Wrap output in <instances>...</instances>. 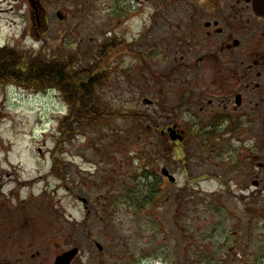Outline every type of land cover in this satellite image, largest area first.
I'll list each match as a JSON object with an SVG mask.
<instances>
[{
    "label": "rangeland",
    "instance_id": "rangeland-1",
    "mask_svg": "<svg viewBox=\"0 0 264 264\" xmlns=\"http://www.w3.org/2000/svg\"><path fill=\"white\" fill-rule=\"evenodd\" d=\"M161 1L0 0V47L97 70L102 83L92 100L109 114L103 122L85 123L72 142L57 148L60 122L69 112L62 94L0 85V203L12 193L6 208L12 199L27 201L18 207L22 214L32 209L29 202L39 205L43 263L77 249L72 264H264V221L222 194L215 180L227 159L237 157L235 150L199 169L192 118L178 120L192 125L182 152L156 131L177 105L178 88L170 90L176 85L164 78L160 63L135 53L133 42ZM160 31L161 25L150 34ZM142 47L147 51L146 36ZM148 114L157 124L143 116ZM204 171L211 180L200 184ZM150 190L154 197L147 203Z\"/></svg>",
    "mask_w": 264,
    "mask_h": 264
},
{
    "label": "flooded vegetation",
    "instance_id": "flooded-vegetation-1",
    "mask_svg": "<svg viewBox=\"0 0 264 264\" xmlns=\"http://www.w3.org/2000/svg\"><path fill=\"white\" fill-rule=\"evenodd\" d=\"M156 3L149 28L133 42L135 53L160 63L164 78L176 85L170 90L178 88L177 105L156 131L182 152L192 125L180 126L178 120L192 118L199 130L193 133L199 144L194 157L199 169L235 150L231 153L237 157L227 159L222 178L215 180L224 187L222 194L240 201L256 221H264V0ZM160 25L161 31L151 36ZM145 36L147 51L137 48ZM144 64L150 68L149 62ZM175 76L179 80H172ZM143 116L157 120L154 114ZM203 142L208 145L206 157ZM223 160L224 155L220 162L224 165ZM218 166L216 161L214 168ZM197 179L200 184L211 180L206 171ZM11 194L0 203V264H54L57 258L54 263L41 258L40 216L35 214L39 205L29 202L32 209L22 214L18 207L27 201L12 199V208H6Z\"/></svg>",
    "mask_w": 264,
    "mask_h": 264
},
{
    "label": "trees",
    "instance_id": "trees-1",
    "mask_svg": "<svg viewBox=\"0 0 264 264\" xmlns=\"http://www.w3.org/2000/svg\"><path fill=\"white\" fill-rule=\"evenodd\" d=\"M74 64L73 60H66L63 63L34 57L29 59L20 56L14 50L0 49V85L13 83L24 88L55 89L64 97L69 112L60 122L57 148L72 142L85 127V123L103 122L104 119L109 118L108 112L99 110L98 103L92 100L94 89L97 88L98 83L100 85L102 83L101 74L93 68L75 70ZM135 117L140 118L139 115ZM150 122L157 124L156 120ZM61 164L62 161L58 159L54 161V172L60 178ZM147 197V203L151 202L154 192L151 191Z\"/></svg>",
    "mask_w": 264,
    "mask_h": 264
},
{
    "label": "water",
    "instance_id": "water-1",
    "mask_svg": "<svg viewBox=\"0 0 264 264\" xmlns=\"http://www.w3.org/2000/svg\"><path fill=\"white\" fill-rule=\"evenodd\" d=\"M58 16L61 17L60 14H58ZM162 174L163 176L167 177L171 183L175 182V178L171 176L166 169L162 170ZM98 248H100L101 250V247L99 245H98ZM78 254H79V251L77 249L72 250L71 252L65 253L57 258L56 264H71L74 258Z\"/></svg>",
    "mask_w": 264,
    "mask_h": 264
},
{
    "label": "bare ground",
    "instance_id": "bare-ground-1",
    "mask_svg": "<svg viewBox=\"0 0 264 264\" xmlns=\"http://www.w3.org/2000/svg\"><path fill=\"white\" fill-rule=\"evenodd\" d=\"M0 12H2L1 9H0ZM3 12H5V11H3Z\"/></svg>",
    "mask_w": 264,
    "mask_h": 264
}]
</instances>
